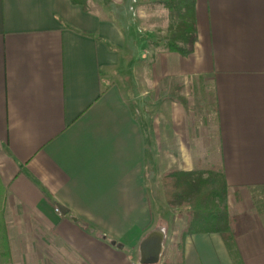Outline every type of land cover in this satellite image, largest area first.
Masks as SVG:
<instances>
[{
	"label": "crops",
	"instance_id": "obj_1",
	"mask_svg": "<svg viewBox=\"0 0 264 264\" xmlns=\"http://www.w3.org/2000/svg\"><path fill=\"white\" fill-rule=\"evenodd\" d=\"M100 10L0 0V264H139L134 252L163 226L150 162L178 156L193 171L203 155L223 164L245 231L230 250L220 234L175 227L160 264H264V0H195L186 56L144 49ZM137 63L151 124L125 76Z\"/></svg>",
	"mask_w": 264,
	"mask_h": 264
},
{
	"label": "trees",
	"instance_id": "obj_2",
	"mask_svg": "<svg viewBox=\"0 0 264 264\" xmlns=\"http://www.w3.org/2000/svg\"><path fill=\"white\" fill-rule=\"evenodd\" d=\"M71 1L86 11H89L92 2ZM106 3L115 8L111 0H106ZM159 3L167 6L178 20L175 33L166 41L167 48L183 56L188 55L191 50H186L181 43L194 45L196 41L195 0H159ZM109 12L114 14L112 8ZM162 181L167 205L180 211L188 209L183 238L192 233H215L223 237L230 250L235 248L238 238L245 231L246 217L229 213L231 190L221 162L193 171L173 169L162 177Z\"/></svg>",
	"mask_w": 264,
	"mask_h": 264
},
{
	"label": "rangeland",
	"instance_id": "obj_3",
	"mask_svg": "<svg viewBox=\"0 0 264 264\" xmlns=\"http://www.w3.org/2000/svg\"><path fill=\"white\" fill-rule=\"evenodd\" d=\"M163 1V0H162ZM167 1V0H164ZM161 2V1H160ZM91 4H94L97 9H101L103 14L106 16H112L114 19L118 21L121 25L124 26V28L129 32H133L135 38V42L138 38H141V44L144 49H147L148 46H153L154 44L162 43V45H166V41L171 37L176 29H177V21L176 17L172 16L171 10L167 8L164 4L159 3V0H128L127 4L124 7H117L113 8L109 4L106 3V0H92ZM109 8L113 9L114 14L109 12ZM182 46L185 48L187 46L184 43H181ZM136 43L132 45V52L133 55H137V47ZM124 65L128 66L127 61L124 60ZM139 63H137L133 68V74L130 71L129 74H125V76L128 75V83L130 85V88L133 91V103L137 101L135 97H140L141 104L138 102V108L140 111L144 112L146 114V120L148 118V121L151 124V116H152V108H151V99H152V92L149 94H145L144 96H141L140 91L137 86V69H138ZM104 77L106 79H109V81H113L115 83L116 81L121 80L123 77L119 73H111V74H104ZM126 80V79H125ZM163 93H166L165 91ZM175 96V94H174ZM136 100V101H135ZM142 101L144 103H142ZM145 105L147 106L146 108ZM135 106V105H134ZM207 125V124H206ZM205 125V132L204 137L207 138L209 131L206 129ZM202 130H199V132ZM214 131V129H213ZM201 159V165L199 167H202L203 169L208 168L210 165H212L213 156H198ZM174 159V160H173ZM173 159H169L168 156H161L160 160L158 158L155 160V163L152 164L150 162V168H149V176L157 175L160 182V188L159 190L157 187L155 188L157 194L153 190V188H150V198L152 200L153 204V210L155 217H158V214L160 212L161 214V225L165 226L167 228L168 233V239L166 241V250H165V256L164 260H168V251L167 246L170 245L173 235V230L175 227L179 228H185L187 223V217L186 212L188 209L183 210H175L171 209L165 200L164 196V188H163V181L162 177L167 174L170 170L177 169L181 167V165L178 162V156H173ZM151 160V158H150ZM209 162V163H208ZM156 164V165H155ZM155 165V166H154ZM198 167V168H199ZM257 201L255 202V211L258 213V218L261 219V221H264V189H261L260 192H258ZM155 199V200H154ZM159 200V207L158 204L156 205L157 200ZM168 209L171 211L174 210L175 214H177V221L173 214H168ZM228 210L231 215H236L238 212V208L233 207L230 205V202L228 200ZM252 213V212H251ZM174 217V218H173ZM252 217H255L252 214ZM173 218V219H172ZM255 219V218H254ZM135 254V260L138 261V251L134 252ZM86 259V258H85Z\"/></svg>",
	"mask_w": 264,
	"mask_h": 264
},
{
	"label": "water",
	"instance_id": "obj_4",
	"mask_svg": "<svg viewBox=\"0 0 264 264\" xmlns=\"http://www.w3.org/2000/svg\"><path fill=\"white\" fill-rule=\"evenodd\" d=\"M62 215L67 216L69 211L59 206ZM76 221V220H74ZM168 239L167 228L160 226L153 229L140 243L138 249L139 264H160L166 250Z\"/></svg>",
	"mask_w": 264,
	"mask_h": 264
},
{
	"label": "built area",
	"instance_id": "obj_5",
	"mask_svg": "<svg viewBox=\"0 0 264 264\" xmlns=\"http://www.w3.org/2000/svg\"><path fill=\"white\" fill-rule=\"evenodd\" d=\"M56 212H57L58 215L62 216V213H61L59 208L56 209Z\"/></svg>",
	"mask_w": 264,
	"mask_h": 264
}]
</instances>
